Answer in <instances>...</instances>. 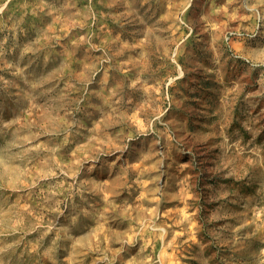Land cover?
<instances>
[{"label":"rangeland","instance_id":"374dc122","mask_svg":"<svg viewBox=\"0 0 264 264\" xmlns=\"http://www.w3.org/2000/svg\"><path fill=\"white\" fill-rule=\"evenodd\" d=\"M0 264H264V0H0Z\"/></svg>","mask_w":264,"mask_h":264}]
</instances>
